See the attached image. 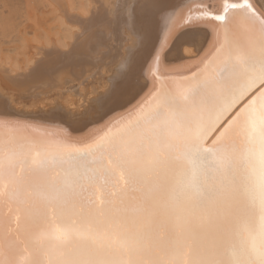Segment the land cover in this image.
<instances>
[{
    "label": "snow or ice",
    "instance_id": "obj_1",
    "mask_svg": "<svg viewBox=\"0 0 264 264\" xmlns=\"http://www.w3.org/2000/svg\"><path fill=\"white\" fill-rule=\"evenodd\" d=\"M176 11L134 0L124 24L137 39L98 109L136 87L145 56L152 91L86 141L14 122L0 100V264H264V0H191L183 37L203 23L216 42L165 77L171 47L152 36ZM95 111L52 119L71 128Z\"/></svg>",
    "mask_w": 264,
    "mask_h": 264
},
{
    "label": "bare ground",
    "instance_id": "obj_2",
    "mask_svg": "<svg viewBox=\"0 0 264 264\" xmlns=\"http://www.w3.org/2000/svg\"><path fill=\"white\" fill-rule=\"evenodd\" d=\"M48 1L55 17H49L50 24L42 31L31 26L34 39L23 43L16 53L20 56L18 62H10L0 54V100L6 98L11 102L12 121L53 137L83 142L134 113L146 98L139 104L135 102L147 91L151 93L157 68L149 57L142 58L136 69V87L126 92L119 104L100 111L97 101L107 96L121 79L126 71L128 49L137 39L130 25L124 24L134 0H75L76 8L71 7L69 0ZM189 3L191 0H169L170 8L177 10L175 16L169 19L167 27L162 22L153 33L154 45L162 49L171 47L159 66L161 74H183L194 63L201 62L198 57L191 59L197 52H205L216 42V32L203 23L196 29L194 43L185 40L182 33L186 25L181 14ZM213 4L219 7L220 0ZM57 107L68 112L90 108L97 111L91 114L90 122L69 128L52 119Z\"/></svg>",
    "mask_w": 264,
    "mask_h": 264
},
{
    "label": "rangeland",
    "instance_id": "obj_3",
    "mask_svg": "<svg viewBox=\"0 0 264 264\" xmlns=\"http://www.w3.org/2000/svg\"><path fill=\"white\" fill-rule=\"evenodd\" d=\"M69 3L71 7H78L75 0H69ZM53 15L48 0H0V54L10 62H18L20 56L16 53L23 43L34 39L32 27L42 31ZM25 31L27 34L23 33Z\"/></svg>",
    "mask_w": 264,
    "mask_h": 264
},
{
    "label": "water",
    "instance_id": "obj_4",
    "mask_svg": "<svg viewBox=\"0 0 264 264\" xmlns=\"http://www.w3.org/2000/svg\"><path fill=\"white\" fill-rule=\"evenodd\" d=\"M205 2L206 3H208V2H210L212 5H214L213 4V2H214V0H205ZM213 45L214 44H212L211 45V47H209L205 52H197L196 53V55H194L191 59H196L197 57L200 59V61L205 57V56H207L208 54H210V52L212 51V48H213ZM198 64H200V62H196V63H194L193 65H192V67H190V68H188V69H186L185 70V72H183V74H185V75H188V74H190L189 73V69H194ZM177 71H168V72H164L163 73V75L165 76V75H170V74H174V73H176ZM166 77V76H165ZM151 91H152V88H151ZM150 94V90L149 91H147L140 99H138L135 103H138L140 100H142V99H144V98H146L148 95ZM140 103V102H139ZM138 103V104H139ZM137 104V105H138ZM116 120V119H115ZM109 123H107V125H108ZM107 125H104V126H107Z\"/></svg>",
    "mask_w": 264,
    "mask_h": 264
}]
</instances>
